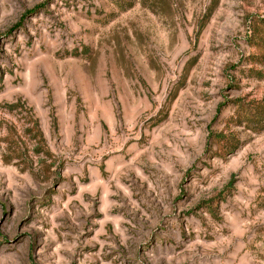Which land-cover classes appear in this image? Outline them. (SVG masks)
I'll use <instances>...</instances> for the list:
<instances>
[{"label":"rangeland","instance_id":"rangeland-1","mask_svg":"<svg viewBox=\"0 0 264 264\" xmlns=\"http://www.w3.org/2000/svg\"><path fill=\"white\" fill-rule=\"evenodd\" d=\"M0 264H264V0H0Z\"/></svg>","mask_w":264,"mask_h":264},{"label":"trees","instance_id":"trees-1","mask_svg":"<svg viewBox=\"0 0 264 264\" xmlns=\"http://www.w3.org/2000/svg\"><path fill=\"white\" fill-rule=\"evenodd\" d=\"M257 105H259V103H258ZM243 116H246V115H243ZM242 118H246V117H242ZM240 119H241V117H238V120H239V121H237V124H239V125L241 124ZM255 120H256V121H255V124H254L253 126H257L258 124H261V122H262V119L259 118V116H258ZM210 138H211V139H222V138H223V134H222V133H219V134H217V135H211ZM210 138H209V139H210ZM234 142H236V141H234ZM236 144H237V143H236ZM227 148H229V149H228L229 151L227 150V153L230 154L231 152L234 151L235 146L230 147V144H229ZM230 183H231V182L228 183V185H227L228 187L231 185Z\"/></svg>","mask_w":264,"mask_h":264}]
</instances>
